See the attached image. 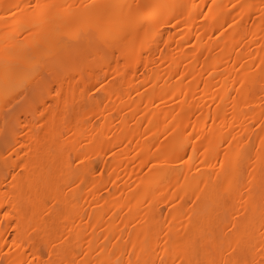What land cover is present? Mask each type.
<instances>
[{"label": "bare ground", "instance_id": "obj_1", "mask_svg": "<svg viewBox=\"0 0 264 264\" xmlns=\"http://www.w3.org/2000/svg\"><path fill=\"white\" fill-rule=\"evenodd\" d=\"M90 29L76 121L35 127L22 163L17 121L1 153L0 264H264V0H0V99L26 43Z\"/></svg>", "mask_w": 264, "mask_h": 264}, {"label": "rangeland", "instance_id": "obj_2", "mask_svg": "<svg viewBox=\"0 0 264 264\" xmlns=\"http://www.w3.org/2000/svg\"><path fill=\"white\" fill-rule=\"evenodd\" d=\"M64 30V29H63ZM67 30V29H66ZM59 31L58 37H59V50L64 48L61 53H58L57 50H49L44 48L43 53H37L35 52L33 44H25L24 50L26 52L24 53L28 64H35L33 69L30 66V68L23 67L21 68L23 71L20 73L21 75H18L16 80H18L17 83L13 88L8 89L6 95L3 97V99H0V157L1 153L4 151L3 149L8 146L9 143L13 140V134L17 130L16 122L22 121L23 125L29 126V131L31 134L28 135L27 138L23 139L21 142V149L19 150V154L13 155L12 160L19 161L22 163L23 156L26 153V148L28 144L31 143V140H29V137L31 135L34 138H36L37 134H34L32 131L34 128H39L43 124L49 122V118L52 116H55L58 114V123H59V129L61 132L67 131L69 127L66 128V126L71 122L74 121L70 120L69 118L65 119L64 112L67 109V105L70 103L78 104L80 103V92H81V80L77 83L79 84V87L75 89L76 82L80 77L79 73L82 71L84 73H89L91 70V67L88 69V64L93 63L99 64V60H96L97 57H99L98 54H102L98 52V49H96V45L98 43V36L97 34L94 35V32H92V29L87 31H79L76 35H71L70 32L68 34V31ZM26 31V30H25ZM28 31V30H27ZM25 32L26 34L31 33L30 30L28 32ZM24 33V35H26ZM57 35V34H56ZM85 38H88L90 41L89 45L87 44ZM104 46V45H102ZM33 47V48H32ZM50 47V46H49ZM105 47V46H104ZM43 47L39 46L38 50L41 51ZM46 49V50H45ZM53 49H56L55 47ZM37 50V51H38ZM108 53V52H107ZM55 54V56H54ZM106 54V53H105ZM110 55L114 57L111 61L112 62H120L123 63V55L120 54V52L117 49H114L113 51H109ZM107 54V56H108ZM146 52L143 51V57H147ZM20 56V55H19ZM70 57V58H67ZM110 57V56H109ZM12 60L16 59L15 57H11ZM10 58V59H11ZM24 58V57H23ZM96 60V61H94ZM7 61V60H6ZM30 62V63H29ZM57 63V66L53 65V63ZM8 63V62H7ZM11 61L10 64L11 65ZM19 62L15 61L16 66L20 67L21 64H18ZM13 65V64H12ZM48 66V67H47ZM92 66V64H91ZM46 67V69L44 68ZM51 67V68H50ZM54 67V68H53ZM50 68V69H48ZM45 69V70H43ZM73 79V76L75 78L74 83L70 81V77ZM64 78L66 80H64ZM64 80V81H61ZM66 81V82H65ZM73 81V80H72ZM77 84V86H78ZM95 89L91 92V96L93 99L98 100L100 99V94L102 93V90ZM101 91V92H100ZM95 96V97H94ZM44 102H47V107L43 106ZM72 105V104H71ZM79 105V104H78ZM82 109H76V116L75 118H82L85 113L88 112V110L91 108L89 106L88 101H83L81 103ZM46 107V108H45ZM69 107H71L69 105ZM77 108V107H76ZM53 113V114H52ZM92 116L89 114V117ZM71 118V117H70ZM85 118V117H84ZM51 119V118H50ZM76 121V120H75ZM74 121V122H75ZM68 125V126H69ZM145 128V126H143ZM72 132H69L70 135ZM85 136V134H84ZM84 153L86 152V148H83ZM111 155H109L110 157ZM88 162L86 167L92 166L96 162H99L98 158L95 159L94 157H87ZM48 163L44 162V168L47 166ZM102 168L100 167L99 170H97L96 174H100L102 172ZM65 181H59V185H62L65 183ZM22 194L23 198L27 199L31 196L29 189L27 185H23L22 188ZM52 192L46 190L45 192V200L48 201L51 199ZM163 208H166L163 206Z\"/></svg>", "mask_w": 264, "mask_h": 264}, {"label": "snow or ice", "instance_id": "obj_3", "mask_svg": "<svg viewBox=\"0 0 264 264\" xmlns=\"http://www.w3.org/2000/svg\"><path fill=\"white\" fill-rule=\"evenodd\" d=\"M14 7H18V6H14ZM36 7L39 8L41 6L39 4H37ZM34 259H35V256L33 255L32 259H29L27 261L21 260L19 262V264H34ZM40 264H57V262L53 261L51 256H50L48 260L40 261ZM129 264H131V262H129Z\"/></svg>", "mask_w": 264, "mask_h": 264}]
</instances>
